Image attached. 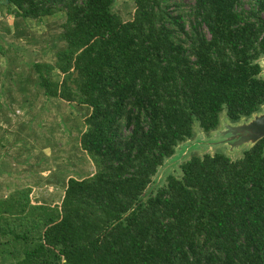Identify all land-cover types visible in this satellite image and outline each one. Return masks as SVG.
Wrapping results in <instances>:
<instances>
[{"label": "trees", "instance_id": "obj_1", "mask_svg": "<svg viewBox=\"0 0 264 264\" xmlns=\"http://www.w3.org/2000/svg\"><path fill=\"white\" fill-rule=\"evenodd\" d=\"M41 19L63 12L65 47L34 61L38 95L82 109L93 163L60 202L32 188L0 197V253L12 264H264V137L232 159L193 155L148 190L194 136L264 105V0H0ZM61 75L56 78L54 73ZM1 264V263H0Z\"/></svg>", "mask_w": 264, "mask_h": 264}, {"label": "rangeland", "instance_id": "obj_2", "mask_svg": "<svg viewBox=\"0 0 264 264\" xmlns=\"http://www.w3.org/2000/svg\"><path fill=\"white\" fill-rule=\"evenodd\" d=\"M177 1L187 7L194 3V0ZM0 5L7 12V6ZM134 9V0H116L113 7L125 20L132 18ZM6 18L5 15V21ZM65 19L63 12L41 19L18 18L15 28L18 39L6 29L0 30V197L29 187L35 201L60 202L68 177L82 178L94 170L90 157L79 145L86 111L64 100L38 95L27 79L32 62H54L57 52L65 47L61 38ZM259 62L264 77V57ZM54 76L61 77L57 72ZM262 113L264 105L251 117L236 123L250 121ZM220 118L218 128L210 133L202 131L195 122L194 136L180 143L174 155L165 160L148 190L164 184L170 174L180 175L181 163L193 155L222 152L232 159L241 157L250 145L231 150L227 144L210 147L197 143L210 139L220 129L225 130L226 123H233L228 122L225 111Z\"/></svg>", "mask_w": 264, "mask_h": 264}, {"label": "water", "instance_id": "obj_3", "mask_svg": "<svg viewBox=\"0 0 264 264\" xmlns=\"http://www.w3.org/2000/svg\"><path fill=\"white\" fill-rule=\"evenodd\" d=\"M230 122V121H228ZM264 137V113L255 115L250 121L242 123H226L225 130H218L214 136L208 140L197 142L212 146L214 144H227L231 150L240 148L242 145L252 146L259 139ZM205 139L204 137H202ZM190 140V139H188ZM187 140V141H188ZM199 144V145H200ZM192 145H195L193 143Z\"/></svg>", "mask_w": 264, "mask_h": 264}, {"label": "crops", "instance_id": "obj_4", "mask_svg": "<svg viewBox=\"0 0 264 264\" xmlns=\"http://www.w3.org/2000/svg\"><path fill=\"white\" fill-rule=\"evenodd\" d=\"M1 6L2 5H0V30L2 28L6 29V31H8L11 35L14 34V36L18 39L19 36L15 35V32H16L15 28L17 27L18 18H21V17H16L13 14L3 12V10L1 9ZM5 15L7 16L6 21L8 22L6 25H5V23H6ZM21 19H23V18H21ZM28 20H32V19H28ZM33 200L35 201L34 198H33ZM35 202H37V203H49V204L55 203V202H40V201H35ZM1 255L2 254L0 253V259H1L0 262H2V263L5 262L4 264H12V260L8 256L2 257L3 255L2 256Z\"/></svg>", "mask_w": 264, "mask_h": 264}]
</instances>
